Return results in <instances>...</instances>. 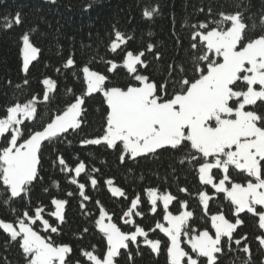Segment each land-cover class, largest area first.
<instances>
[{"label": "trees", "instance_id": "obj_1", "mask_svg": "<svg viewBox=\"0 0 264 264\" xmlns=\"http://www.w3.org/2000/svg\"><path fill=\"white\" fill-rule=\"evenodd\" d=\"M146 10L152 11L151 17H145ZM221 13L242 15L247 25L244 43L264 34V24H261L264 0H0V118L6 116L8 107L36 98V112L32 120L25 119L20 125L22 136L18 143L31 132L41 130L78 96L83 99L78 117L80 127L42 142L38 175L28 186L27 194L10 198L6 187L0 184V220L15 224L23 219L25 211L34 216L35 209L41 207L43 218L58 231H45L40 221L32 225L34 230L50 238L54 245L70 247L65 264H92L82 252L91 251L102 259L108 247L104 233L96 224L102 206L122 232L131 233L138 226L148 233V239L160 241V250L154 253L145 244V238L138 236L135 244L129 241L128 249L120 250L114 258L115 264H169V239L156 228L158 222H164L165 210L159 200L153 208L147 194V190L154 189L158 194L174 197L168 205L171 213L192 212L184 229L189 234L209 230L215 236L210 219L213 214H223L233 224L237 219L243 222L233 231L232 241L221 238L223 253L216 254L217 264H264V248L257 240L258 236H264V229L259 228L258 216L246 209L235 215V206L225 198V193L217 192L212 184L201 183L198 167L203 160L191 161L190 157L197 154L189 143L177 149H157L135 158L124 153L119 141L111 148L103 142L82 144L84 140L104 134L109 111L102 92L86 94L84 66L107 78L105 88L126 89L129 85H139L123 66L126 53L143 52L141 59L145 66L137 65L138 74L147 76L157 85H166L168 94L172 95L179 90L174 81L198 78L197 64L206 69V64L196 59L206 49L198 39L193 41L192 36L216 27L215 22L222 19ZM17 14L19 24L15 23ZM201 23L208 28L200 29ZM228 26L230 22H225L224 27ZM117 31L126 42L113 52L110 44ZM25 34L39 50L27 72L22 69L21 58ZM193 43H197L196 49L192 48ZM150 44L152 51H148ZM69 58L74 61L71 66H67ZM110 61L117 65L112 71H109ZM45 78L54 83L47 100L44 99ZM238 85L237 90H246L242 81ZM254 87L259 89L258 85ZM245 110L264 115V101L258 100ZM9 139L10 133L0 137V149L7 146ZM121 155L125 156L123 162ZM61 157L66 168L59 163ZM209 161L214 162L211 157ZM81 162L85 170L77 176L74 169ZM210 175L213 182H217L224 173L214 168ZM228 175L232 182L241 185L250 180L254 182L253 177L234 166H229ZM72 179L77 183H71ZM92 179L97 181L95 186ZM108 180L124 195L112 194L107 187ZM79 184L85 185L88 200L81 196ZM226 187L231 188V183L226 182ZM201 192L210 197L207 215L199 197ZM53 198L65 201L62 222L49 215L55 211ZM136 198H139L136 208L131 217L125 218L124 213ZM182 202L185 207L181 206ZM256 210L264 212V207L256 206ZM125 220L131 222L125 223ZM245 236L246 240L241 239ZM237 239L241 240L240 245L235 244ZM18 240H11L9 234L0 229V264H28ZM245 245L249 253L242 251ZM181 247L197 258L183 235ZM198 264H207L206 258L200 257Z\"/></svg>", "mask_w": 264, "mask_h": 264}, {"label": "snow or ice", "instance_id": "obj_2", "mask_svg": "<svg viewBox=\"0 0 264 264\" xmlns=\"http://www.w3.org/2000/svg\"><path fill=\"white\" fill-rule=\"evenodd\" d=\"M155 11V10H153ZM145 17H151L152 11H145ZM222 19L216 21V27L206 31L195 32L193 41L199 40V44L206 49L204 54L196 59L206 64V69L197 64L198 78L189 80L183 78L174 81L179 85V90L172 95L168 94L166 85H157L151 82L145 75L138 74L137 65L145 66L143 52L133 54L128 51L123 66L131 74L139 86L129 85L126 90L119 87L105 88L106 77L85 66L82 69L87 85V95L94 92H102L107 106L108 114L104 134L96 139L84 140L82 144L106 143L108 147L116 146L119 141L123 145L124 153L135 158L142 154L154 153L157 149L171 147L177 149L185 142L197 155L190 157L191 161H200L198 173L199 180L203 184H212L217 192L226 194L225 198L235 206V215L245 209L258 216L259 228L264 229V212H258L256 206L264 207V115H258L255 111L245 110L248 105H255L258 100L264 101V34L248 40L244 43V33L247 25L242 20L240 13L224 14ZM225 22L230 26L224 27ZM19 24V14L15 18ZM264 24V17L261 18ZM11 27V23L8 24ZM255 27V25L253 26ZM200 29H207L206 24L201 23ZM23 70L27 72L30 62L36 59L38 49L29 42L27 34L23 36ZM125 38L120 32L115 33V40L111 43V50L115 52ZM239 46V47H238ZM153 46H148L152 51ZM197 48V43L192 44ZM69 58L67 66L73 65ZM109 71L117 67L113 62ZM181 71L183 69L181 68ZM246 85V90L239 88L238 82ZM27 83V82H25ZM43 83L53 86L50 79ZM259 86L257 90L256 86ZM44 99H48L45 92ZM36 98L26 104H15L6 109V117L0 118V137L10 133L8 144L0 149V184L6 187L10 198H19L27 194L28 186L38 175L40 164V151L42 142L58 137L63 133L76 130L80 127L78 117L81 114L82 97H77L61 114L55 115L43 130L31 132L29 137L18 143L22 136L20 125L25 119L32 120L36 112ZM233 102V103H230ZM234 104V106H233ZM214 162H210L209 158ZM125 159L121 155V161ZM183 163V161H181ZM60 165L67 167L64 159H59ZM229 166L245 172L254 178L246 186L232 182L228 175ZM221 169L224 173L218 184H213L210 175L212 169ZM85 170V164L79 163L74 171L79 176ZM226 182L231 183V188L226 187ZM71 183L76 184L75 179ZM93 186L95 179L91 180ZM109 185L112 184L108 180ZM80 194L85 200L89 197L84 193V184H79ZM186 191V189H181ZM114 195L123 196L119 188L111 189ZM147 194L153 205L157 199L163 201L168 227L161 223L156 224L170 241L167 249L169 264H198V259L204 257L207 264H217V255L222 254L221 238L227 237L232 241V233L242 224L240 219L230 223L223 214L211 215V227L215 230V236L210 235L209 230L199 231L198 234H189L184 229L187 221L193 214L183 211L179 215L168 212V205L174 199L171 195L157 196L156 190L149 189ZM71 195V193H69ZM207 215L208 197L204 192L199 194ZM138 199L131 201V208L124 216L131 217L133 209L138 204ZM55 211L49 215L63 221L62 210L65 201L53 198L51 201ZM99 203V202H97ZM182 207L186 205L182 202ZM81 207H84L83 204ZM44 209L37 207L34 216L28 211L23 214L15 226L13 222L0 220V229L9 234L11 240L17 241L28 259V264H65V256L71 249L67 245H54L50 238L42 237L34 230L32 225L40 221L45 231L52 233L58 231L57 227L49 224L42 213ZM140 215V213H136ZM106 212L100 208L99 219L96 224L107 239V251L103 258H99L91 251H83L82 255L92 264H114V258L120 254L121 249H128L129 244L137 242V237L145 238V244L154 253L160 250V241L148 239V233L141 227H136L134 232L124 233L114 223H104ZM125 220V223H130ZM87 231V229H85ZM195 232V230H193ZM186 238L193 258L181 247V236ZM241 239H247L242 237ZM257 240L264 246V236H258ZM240 245L241 240H235ZM242 251L249 253V247L245 245ZM129 254V259H131Z\"/></svg>", "mask_w": 264, "mask_h": 264}, {"label": "rangeland", "instance_id": "obj_3", "mask_svg": "<svg viewBox=\"0 0 264 264\" xmlns=\"http://www.w3.org/2000/svg\"><path fill=\"white\" fill-rule=\"evenodd\" d=\"M210 30V29H209ZM115 40V39H114ZM113 42V41H112ZM111 42V43H112ZM110 47H111V44H110ZM22 48H23V39H22V45H21V58H22V69H23V56H22ZM125 58H126V56H125ZM85 67V66H84ZM91 70V69H90ZM91 71H93V70H91ZM83 76H84V74H83ZM45 79H50V78H45ZM44 79V80H45ZM51 81H52V79H50ZM53 82V81H52ZM86 83V82H85ZM53 85H54V83H53ZM137 86H139V85H137ZM44 87H45V89H44V96H45V92H47V94L49 93V91L53 88V86L52 87H49V86H47V85H45L44 84ZM123 90H126V89H123ZM86 91H87V85H86ZM78 97H80V96H78ZM32 99H30V100H28L27 102H25V103H19V104H21V105H23V104H26V103H28L29 101H31ZM75 101V100H74ZM74 101H72V102H74ZM71 102V103H72ZM12 106H14V105H12ZM67 108V107H66ZM66 108L64 109V110H66ZM63 112V111H62ZM61 112V113H62ZM61 113H59V114H61ZM6 116H4V117H2V118H5ZM55 117V116H54ZM51 122V121H50ZM49 122V123H50ZM41 130H43V128L41 129ZM103 136V135H102ZM29 137V136H28ZM101 137V136H100ZM27 139V138H26ZM94 139H96V138H94ZM20 143H23V141L22 142H20ZM123 146V145H122ZM130 155V154H129ZM131 156V155H130ZM224 176V175H223ZM223 178V177H222ZM221 178V179H222ZM219 183V180L217 181V182H213V184H218ZM247 185V183L245 184V185H242V186H246ZM213 186V185H212ZM107 187H108V189H109V191L113 194V192L111 191V189H113V188H119L117 185H115V184H111V185H109L108 183H107ZM120 189V188H119ZM215 189V188H214ZM163 195H169V194H167V193H160V194H158L157 193V196L159 197V196H163ZM157 200H159L160 202H161V204L163 205V201L161 200V199H157ZM153 205V204H152ZM157 205L155 204V205H153V208H155ZM102 206H100V208H101ZM163 207H164V205H163ZM100 208H99V214H100ZM165 210V209H164ZM184 211H186V210H184ZM168 212L169 213H171L169 210H168ZM183 212V211H182ZM181 213V212H180ZM180 213H178V214H174V213H171L172 215H179ZM99 214H98V217H97V219H99ZM106 217H105V220H104V223H108L109 222V217H110V215L106 212ZM220 214V213H219ZM164 216H165V211H164ZM97 221V220H96ZM110 222L111 223H113L112 222V220L110 219ZM16 224V223H15ZM15 224H14V226H15ZM161 224H163L165 227H168V223H167V221H165L164 220V222H162ZM98 227V226H97ZM135 231V230H134ZM133 231V232H134ZM203 231V230H202ZM215 231V230H214ZM199 233V232H198ZM198 233H195V234H198ZM39 234V233H38ZM211 235V234H210ZM214 237V236H213ZM106 241H107V239H106ZM169 246H170V241H169ZM168 246V247H169ZM263 248H264V246H263ZM115 264V263H114Z\"/></svg>", "mask_w": 264, "mask_h": 264}, {"label": "water", "instance_id": "obj_4", "mask_svg": "<svg viewBox=\"0 0 264 264\" xmlns=\"http://www.w3.org/2000/svg\"><path fill=\"white\" fill-rule=\"evenodd\" d=\"M46 1H49V0H46ZM125 218H126V216H125Z\"/></svg>", "mask_w": 264, "mask_h": 264}]
</instances>
